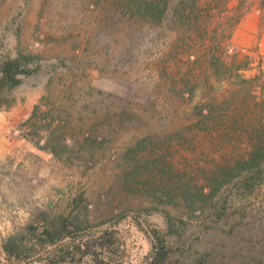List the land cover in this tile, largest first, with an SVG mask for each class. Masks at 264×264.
Masks as SVG:
<instances>
[{"label": "trees", "instance_id": "trees-1", "mask_svg": "<svg viewBox=\"0 0 264 264\" xmlns=\"http://www.w3.org/2000/svg\"><path fill=\"white\" fill-rule=\"evenodd\" d=\"M111 3L121 66L129 69L136 65L152 34L158 45L163 33L170 36L163 45L168 52L161 54L159 47L155 51L156 74H148L150 90L144 96L125 98L93 87H88L86 94L102 101L104 110L112 111L119 123L136 113L155 116L172 111L178 115L179 105L192 104L191 114L173 116L172 124L211 145V159L198 162L196 176L177 168L164 152L149 151L147 137L138 139L119 164L121 191L152 199L167 221L165 233L146 230L151 243L147 264H264V216L228 219L226 209L232 200L225 194L235 187L238 195L247 198L264 187V97L259 100L252 90L262 81L264 71L245 77L246 71L259 65H255L254 57H242L237 50L230 52L225 43L229 37L208 35L210 5L201 0ZM38 61L36 55L25 52L0 60V108L14 104L10 92L40 70ZM224 81L233 87L229 97L221 90L216 96L215 83ZM75 90L74 83L55 84L51 79L23 124L22 136L58 159L75 152L68 144L69 134L78 137L74 135L78 132L64 117L75 108L68 102ZM82 134L83 150L90 153L97 130L86 125L77 135ZM242 137L248 140L244 147L239 145ZM223 141H231L227 151ZM74 165L91 169L96 163L87 159ZM72 204L75 206L67 213H35L23 229L6 238L3 264L121 263L124 249L115 227L131 216V207L115 217L96 220L84 196ZM205 212L209 217L199 220L196 214ZM133 219L145 230L135 215Z\"/></svg>", "mask_w": 264, "mask_h": 264}, {"label": "rangeland", "instance_id": "rangeland-1", "mask_svg": "<svg viewBox=\"0 0 264 264\" xmlns=\"http://www.w3.org/2000/svg\"><path fill=\"white\" fill-rule=\"evenodd\" d=\"M111 2L0 0V60L7 55L16 57L19 52H25L36 55L41 65L36 74L10 92L14 104L0 108L1 264L5 263L2 244L6 238L23 229L39 211L69 212L79 196L87 199L90 213L96 220L115 217L131 207V216L115 227L124 249L121 263L116 264H147L151 243L150 233L146 230L156 229L165 233L167 221L156 210L152 199L127 196L121 191L119 164L142 137L148 138L149 151L164 152L177 168L187 169L190 177L197 175L195 168L198 162L211 159V145L196 138L193 132H185L180 125L172 124L173 116H189L192 104L179 105L178 115L172 111L155 116L136 113L135 116H125V122L119 123V118L112 111L104 110L102 101L86 94L88 87H93L125 98L144 96L150 90L148 74L155 73V51L159 47L161 54L168 52V47L163 45L170 36L163 33L158 45L157 37L152 34L136 65L129 69L121 66ZM201 2L210 5L208 35H225L229 37L225 43L229 44L230 52L237 50L242 57L249 55L255 58V65L259 66L246 71L245 77L251 78L264 71V0ZM51 79L55 84L74 83L75 95L68 102L75 108L64 117L70 119L78 133L86 125L97 130L98 137L92 142L95 147L90 153L83 150V134H74L78 137L69 134L68 144L74 147L75 152L61 159L40 150L34 142L22 136L24 122ZM263 83L264 77L252 86L259 100L264 97ZM215 89L218 90H214L216 96L221 90L229 97L233 87L224 81L215 83ZM63 101L65 103V99ZM86 104L91 105L89 109L84 108ZM227 141H223L226 151L231 144ZM247 142V138L242 137L239 145L244 147ZM87 159L96 165L91 169L74 165ZM225 192L232 200L226 209L228 219L239 221L264 216V187L256 196L247 198L238 195L235 187ZM208 214L197 213L196 216L204 221ZM134 215L145 230L137 226ZM190 234L192 230L187 237ZM81 264L92 263L85 260Z\"/></svg>", "mask_w": 264, "mask_h": 264}]
</instances>
